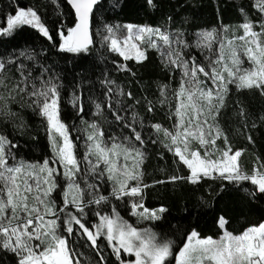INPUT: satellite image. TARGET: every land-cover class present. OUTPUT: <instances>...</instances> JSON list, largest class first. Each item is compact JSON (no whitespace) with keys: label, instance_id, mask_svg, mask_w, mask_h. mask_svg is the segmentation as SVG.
<instances>
[{"label":"snow or ice","instance_id":"1","mask_svg":"<svg viewBox=\"0 0 264 264\" xmlns=\"http://www.w3.org/2000/svg\"><path fill=\"white\" fill-rule=\"evenodd\" d=\"M99 3L67 0L75 21L74 26L61 24L59 41L35 7L17 5L14 15H6V26L0 24V36L28 25L59 53L88 52L95 43L90 24ZM146 3L157 7L154 0ZM253 7L258 13L255 21L240 9L244 16L238 26L242 34L234 31L226 35L228 28L223 26L197 33L194 42L179 30L127 24L128 36L121 46L115 34L119 26L104 25L103 32L97 29L101 46L118 53L124 61L140 63L148 58L146 49L129 44L147 37V47L159 53L164 69L179 77L172 89L171 128L149 123L140 113L137 106L142 101L148 113L155 110L147 96L137 97L105 78L101 81L103 99L91 98V121L80 115L85 111L81 96L73 91L69 98L86 126L83 136L73 137L71 133L79 129L62 119L63 85L57 82L59 75L52 71L53 66L38 61L28 49L18 56L0 58V123L23 132L24 110L30 109L46 123L52 151L43 162L18 160L14 138L6 129L0 131V250L12 253L14 264H93L94 258L83 249L94 253L98 258L95 264H172L173 260L175 264H264V222L234 234L226 229L228 221L221 216L218 226L223 232L218 238L201 237L193 229L186 233L178 251L173 240L152 227L137 226L160 220L167 211L164 206H145V189L156 184L186 181L199 185L204 180H219L238 185L250 181L254 187L244 190L254 199L264 196V158L257 157L251 171L246 170L240 163L244 150L232 148L220 122L233 88L256 90L264 96V0H255ZM193 48L203 59L192 54ZM117 68L131 72L126 64ZM159 91L157 102L163 105L168 102V85H160ZM237 114L247 127L245 109L239 107ZM252 127H256L254 122ZM247 139L254 142L251 136ZM80 140L82 145L77 143ZM149 143H159L172 154L176 172L186 168L187 173L146 183L143 164ZM224 187L221 183V191ZM121 206L127 215L136 217L135 223L121 214ZM106 249H111L109 256L114 260L105 255Z\"/></svg>","mask_w":264,"mask_h":264},{"label":"trees","instance_id":"2","mask_svg":"<svg viewBox=\"0 0 264 264\" xmlns=\"http://www.w3.org/2000/svg\"><path fill=\"white\" fill-rule=\"evenodd\" d=\"M157 7L151 8L146 0H103L94 9L91 19V34L95 43L90 45L88 52L80 54L59 53L50 47L51 42L43 37L37 29L28 25L16 28L11 35L0 36V58L18 56L20 51L28 49L34 52L38 61L52 65V71L59 75L58 83L63 85L61 116L69 125L75 124L79 131H73V137L83 136L85 125L81 124L80 116L76 114L69 98L73 91L81 96L85 111L80 115L85 120L91 121L93 105L91 98L103 99L104 88L101 81L105 78L115 80L125 91L131 90L137 97L147 96L155 104V110L148 113L141 105L137 108L149 123H161L164 127L171 128L174 117L170 118V107L174 106L172 89L178 84V76H173L164 69L159 53L155 49H147V59L137 63L130 59L124 61L118 54L101 46V41L96 36L99 29L104 31V25L160 27L162 30H179L185 37L195 41L196 34L201 31H211L227 26L228 32L236 29L241 34L238 26L244 22L240 9L244 8L252 21L257 19V9L253 7L255 0H154ZM59 3V7H57ZM0 0V24L6 26V15H14L16 6L35 7L41 16L42 22L49 27L50 34L59 41L58 30L61 24L74 26V14L67 0ZM171 17V20L168 18ZM66 32V28H65ZM227 32V33H228ZM226 33V35H227ZM230 33V32H229ZM225 34V33H222ZM45 54L41 55V50ZM193 55L203 59L200 51L191 49ZM204 55H208L207 52ZM118 64H126L131 72L117 68ZM135 73V76L132 73ZM168 85V102L160 104L159 86ZM226 108L222 110L220 122L226 129L232 148L243 149L240 157L241 165L251 171L257 157L264 158V96L256 90H240L234 88L226 100ZM15 107V106H14ZM243 107L248 115L247 127L237 114L238 108ZM26 128L23 132L14 131L10 124L0 123V131L4 129L10 137L14 138L17 148V159L28 162H43L52 155L51 147L46 132V123L41 117L34 115L30 109L24 110ZM253 122L256 127H252ZM251 136L253 143L247 139ZM83 144V141H77ZM222 146V140L217 141ZM147 156L143 164L145 171L144 180L152 185L155 179H167L172 174L184 175L186 168L176 172L172 163L173 156L159 143H149ZM83 153V147L80 148ZM225 185L221 191L220 185ZM252 189L250 181L233 185L227 181L204 180L199 185H192L186 181L156 184L145 189V206L158 208L164 206L167 211L162 214V219L145 222L142 227H152L162 237L174 241V248L182 246L186 233L196 230L201 237L211 236L218 238L222 230L218 226L219 217L226 218V229L239 234L250 225L264 222V196L253 198L244 190ZM119 203V202H115ZM110 210V209H109ZM119 211L131 223L136 222L135 217L127 215L126 209L121 206ZM141 227V226H139ZM90 257L94 253L83 249ZM111 249L105 250L108 259ZM125 259H127L125 257ZM175 261H172L174 264ZM0 264H14L13 254L0 250ZM118 264V262H117Z\"/></svg>","mask_w":264,"mask_h":264},{"label":"rangeland","instance_id":"3","mask_svg":"<svg viewBox=\"0 0 264 264\" xmlns=\"http://www.w3.org/2000/svg\"><path fill=\"white\" fill-rule=\"evenodd\" d=\"M141 27H143V26H141ZM134 32H135V29L133 30ZM236 32V34H237V30L236 29H233V30H231V31H229L228 33H227V35H231L233 32ZM116 36L119 38V40H120V43H121V46H123L124 45V40H125V38H127V36H128V30L124 27V26H119L118 27V29L116 30ZM241 34H242V32H241ZM154 38V37H153ZM131 43H136L137 45H138V47H140L142 50L143 49H153V48H149V47H147V37H145V39H144V41L143 42H141V41H136L135 39H133V40H130L129 41V44H131ZM116 54H118V53H116ZM119 55V54H118ZM132 55L134 56V53H132ZM120 56V55H119ZM121 57V56H120ZM121 58H123V57H121ZM132 60H134L135 61V59H132ZM245 66H247V64H245ZM136 218V217H135ZM145 222H149V221H143V222H141L139 225H137V226H144L145 225ZM222 230V229H221ZM222 232H223V230H222ZM126 258H128V257H126ZM175 264V263H174Z\"/></svg>","mask_w":264,"mask_h":264},{"label":"water","instance_id":"4","mask_svg":"<svg viewBox=\"0 0 264 264\" xmlns=\"http://www.w3.org/2000/svg\"><path fill=\"white\" fill-rule=\"evenodd\" d=\"M102 1H103V0H100V3H101ZM100 3H99V4H100ZM69 6H70V5H69ZM70 8H71V6H70ZM95 8H96V7H95ZM95 8H94V9H95ZM71 9H72V8H71ZM72 11H73L74 18H75V12H74V9H72ZM90 32H91V24H90Z\"/></svg>","mask_w":264,"mask_h":264}]
</instances>
